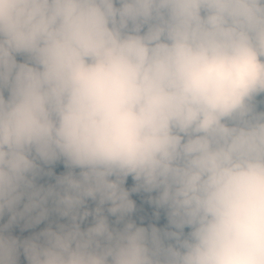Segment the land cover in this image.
I'll return each instance as SVG.
<instances>
[{"label":"clouds","instance_id":"9594fccd","mask_svg":"<svg viewBox=\"0 0 264 264\" xmlns=\"http://www.w3.org/2000/svg\"><path fill=\"white\" fill-rule=\"evenodd\" d=\"M261 94L264 0H0V264H264Z\"/></svg>","mask_w":264,"mask_h":264},{"label":"trees","instance_id":"16d2710c","mask_svg":"<svg viewBox=\"0 0 264 264\" xmlns=\"http://www.w3.org/2000/svg\"><path fill=\"white\" fill-rule=\"evenodd\" d=\"M18 60H23V57H17ZM255 104L258 111H264V94L258 96L255 100ZM44 172L47 173L49 170L53 173V175H45L42 174L37 178L38 184L48 185L55 183V177L67 171V169L62 167L60 164L57 163L56 168H51L50 165H42ZM135 186V181L132 180L131 177L128 178L126 181L125 187L130 191V198L134 201L135 208L134 211L131 213L127 219L132 220L136 223L137 226L143 227H157L159 229H168V218L166 209L158 207L154 202V197L156 193L152 192H145L140 190L135 193H131V188ZM87 209L92 210L95 208V202L89 200L87 205ZM92 219V217H90ZM120 227L122 225H115ZM26 229H19L14 235L23 239L26 238ZM187 232L188 229H185ZM22 256L20 258L21 262Z\"/></svg>","mask_w":264,"mask_h":264},{"label":"rangeland","instance_id":"374dc122","mask_svg":"<svg viewBox=\"0 0 264 264\" xmlns=\"http://www.w3.org/2000/svg\"><path fill=\"white\" fill-rule=\"evenodd\" d=\"M57 163L60 164V165L64 168V165H63V162H62V161H58V162H56L55 164L50 165V167L53 168V169L56 168V167H57ZM37 183H38V181H37ZM105 214H107V213H105ZM90 217H91V216H89V217L87 218V220H85V221L82 223V225H81L82 228H86V227H88V226L91 225V223H92V219H91ZM8 218H9V217H8V214H6V215L4 216V218H3V220H0V224L6 223L7 220H8ZM51 219H53V220H55V221H57V222H59V223H65V222H66V220L61 219V218H58V217H56V216L51 217ZM109 220H110V222H112V223L114 224V222H115V217H111V216H109ZM47 224H48V221H45V222H42L40 225H37V226L34 227V228L26 229V230H25V232H26V238L29 237V236H31L32 234H34V233H36V232H39L40 230H42L43 228H45V227L47 226ZM53 226L55 227V225H53ZM21 228H23V222H21V223L18 224V225H15V226L13 227V229H12V234L14 235V234H15L19 229H21ZM20 264H27V262H26V260H25V258H24L23 256H22V259H21Z\"/></svg>","mask_w":264,"mask_h":264}]
</instances>
